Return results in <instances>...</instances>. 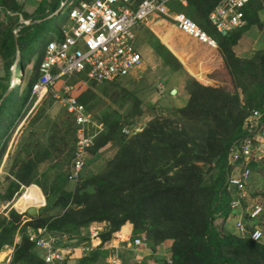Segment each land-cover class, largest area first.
I'll use <instances>...</instances> for the list:
<instances>
[{
	"label": "trees",
	"instance_id": "16d2710c",
	"mask_svg": "<svg viewBox=\"0 0 264 264\" xmlns=\"http://www.w3.org/2000/svg\"><path fill=\"white\" fill-rule=\"evenodd\" d=\"M62 1L39 0L28 11L24 0H0V69L4 72L0 77V160L16 129L44 115L45 99L35 111H30V89L38 77V65L49 40L38 54L36 49L48 17L59 12ZM218 1L169 3L172 12H183L215 39L216 48L205 44L215 63L207 73L209 83L187 77L183 86L185 104L166 110L167 115L151 117L140 131L129 135L121 131L123 127L133 130L143 113L134 91L117 82L124 77L96 83L84 74L73 75L80 79L72 82L77 86V99L87 109L92 111L95 99L102 97L112 105L110 111L95 115L103 127L87 154L94 155L108 144L115 145L113 153L101 171L80 181L68 180L75 129L67 112L66 119L52 123L51 134L40 140L35 136L32 144H24V155L17 157L12 171L14 180L10 183L14 188L7 187L0 200L12 199L21 185L35 186L45 205L33 216L11 209L0 217V251L4 246L13 247L7 264H41L40 253L28 240V228L62 233L53 236L56 244L76 247L88 242V228L93 222L105 223L99 234L101 244L81 255L75 264H104L108 254L101 247L119 230L120 239H125L129 228L123 225L127 223L132 225L130 238L143 235V245L152 252L145 260H152V264H264V242L224 228L233 212L230 202L237 194L236 188L227 186L233 166L228 152L248 133L244 123L251 110H259L264 120V47L244 56L237 55L234 47L251 26L264 27L259 18L264 0H249L243 7L246 24L225 34L216 31L207 19ZM20 19L28 23L23 24ZM148 43L164 65L172 70L182 69L162 44L152 40ZM15 60L18 83L5 94L10 86V66ZM29 63L30 75L25 80L23 69ZM84 80L86 87L82 90L80 82ZM124 109L125 117L130 118L126 121L117 115ZM63 154L66 169L59 160ZM51 158L56 161L53 169L57 171L49 179L45 173H38V168ZM248 166L252 173L264 166V158ZM254 203L264 208L257 200ZM63 239L70 243H60ZM161 242L168 245L170 257L156 261L153 256ZM9 252L8 247L1 251L0 261ZM129 254L123 258L126 262ZM135 264L151 263L137 260Z\"/></svg>",
	"mask_w": 264,
	"mask_h": 264
},
{
	"label": "built area",
	"instance_id": "2783aa9c",
	"mask_svg": "<svg viewBox=\"0 0 264 264\" xmlns=\"http://www.w3.org/2000/svg\"><path fill=\"white\" fill-rule=\"evenodd\" d=\"M172 0H83L68 11L67 25L61 31V38L49 40L44 55L38 65V77L32 83L30 99L40 101L48 92L70 115L75 129V147L68 180L78 181L87 157V149L101 130L95 114L77 99V86L69 81L74 74H84L87 80L101 83L127 77L142 63V55L134 45L135 33L141 28H149L163 20L172 24L189 37L216 48L213 37L201 29L183 12H172L168 3ZM185 5L186 0H178ZM249 0H219L209 12L207 19L216 31H226L244 26L246 20L243 7ZM62 4V2H61ZM60 4V7H61ZM60 10V8H59ZM84 83V81H82ZM139 127V128H137ZM122 128L125 135L140 131ZM244 128L248 133L228 152V160L233 163L227 177V186L237 189L230 202L233 216H236L234 230L239 236H248L259 242L262 229L259 219L264 208L247 200V183L251 176L249 164L264 158V120L262 113L251 110ZM139 129V130H138ZM96 130V131H95ZM92 223L88 228L89 240L76 247H62L44 228H28V240L40 253L41 264H68L71 254L78 251L87 255L97 246L93 240L99 239L104 225ZM114 234V233H113ZM115 237H118L116 235ZM105 242L104 244H106ZM159 243L158 246L162 245ZM143 244V235L126 238L125 249L138 248ZM110 255L104 264H124L117 246L105 248ZM70 256V257H69Z\"/></svg>",
	"mask_w": 264,
	"mask_h": 264
},
{
	"label": "rangeland",
	"instance_id": "374dc122",
	"mask_svg": "<svg viewBox=\"0 0 264 264\" xmlns=\"http://www.w3.org/2000/svg\"><path fill=\"white\" fill-rule=\"evenodd\" d=\"M24 1L25 8L28 11H31L39 0ZM80 1L83 0H63L59 12L57 14L53 13L48 17V21L45 23L44 29L41 32L40 38L38 40L39 42L36 49V54H38V52L43 48V44L47 40L54 39L55 37L57 39L61 38V31L68 23V20L66 18L68 11L73 5H76ZM259 18L261 19V21H264V11H261L259 13ZM168 22L172 23V21L170 20H168ZM150 26L153 29L154 26ZM161 31H164V29H162ZM166 32L168 31L166 30ZM151 35H154L153 32L146 27L141 28L135 33L134 45L138 46V50L144 58H142L141 66L138 69L134 70L127 77H124L123 79L117 81L120 86L134 91V93L140 99L143 113L138 118L136 124L140 126H142L145 121L155 115H167L166 110L173 108L174 106H183L185 104L186 97H175L174 100H172L170 90L172 88H175L177 85L181 86L182 81L190 76L189 73L194 75L193 77L191 76L192 78H195L202 83H209L210 81L207 77V73L214 67L215 63L214 58H211L210 52H208V48L205 46V44H203L204 46H201L198 41L193 40V38L191 39V37L189 38V36H187L179 29L170 30L167 37H160V40L158 41ZM243 35L245 36H243V38L238 41V43L234 47L235 53L248 55L251 54L255 49L264 47V27L262 25L251 26L245 31ZM148 36H150L152 39H150V37ZM146 38L148 39L146 40L145 45H143V40ZM166 38H168V41L166 40ZM149 40L155 41L157 43L160 42L163 46L167 45L168 48L173 51V54L176 56V58L183 63L182 69L172 70L167 65H164L160 57L157 56L155 51L149 46ZM167 42H169V44H173L174 46L177 45V50L186 48L185 57L179 52H175V50L171 46H169ZM16 60L10 66L9 84L12 87L14 85H17L18 83V77H16L15 75L16 70H14ZM30 65V63L27 64L23 69L25 80L30 75ZM3 74V70L0 69V77H3ZM14 77H16L17 79ZM78 79L79 77L72 76L69 81L73 82ZM80 84V89L83 90L86 87V80H84V83L80 82ZM44 99L46 100L44 115H42V117H40L35 122L28 121L21 129H19L18 127L7 143L6 150H4V153L0 160V195H3L7 187H10L11 189L14 188V185H11L10 183L14 180L12 171L14 170L17 157L20 155H24L23 152L25 151L21 149L24 144L26 142L32 144L31 140H33L35 136L39 140L44 139L46 136L51 134L53 130L50 129L52 123H56L61 121L62 119L67 118L66 111L53 97L52 92H48L47 95L38 102H36V100H34V102L32 101L30 111H35L42 104V101ZM98 99H95V105L92 109V112L97 115V117L100 116L102 112L110 111L112 108V105L109 104L110 102L107 98L102 97L100 100ZM127 107L128 106L126 105V108ZM125 113L126 111L124 109L117 114L122 117V121L130 119L125 117ZM97 124L101 126L100 129H102V122L97 120ZM112 147H115V145L108 144L101 148L94 155L87 154L84 167L80 173L79 179H83L85 176L101 171L105 166L106 160L111 156L113 152ZM64 158L65 155L63 154L61 157H59V160L61 161L63 169H66L67 164L64 163ZM54 160V158H51L49 160L41 162L38 168V173H45L46 176L51 179L55 171H57L53 169L54 165L56 164V161ZM29 187L21 185L19 186V188H17V192L16 194H14L12 199L8 201L3 199L0 200V217L7 215V213L11 209H14L18 213H23L30 206H36V208L39 209L40 207H43L45 205V199L43 201L40 190H38L35 186L34 188ZM246 191L247 200L250 205H252L254 201L257 200L264 206V166H258L251 173L249 182L247 183ZM52 211L55 210L53 209ZM233 214V212L230 213L228 219L224 223V228L230 232H235L233 223L236 220V216H233ZM259 226L262 229L261 241L264 242V214L259 219ZM119 235L120 234L118 233V236ZM110 242L111 246H117V250L119 251L121 258H124L127 253H130L129 258H127L129 260L125 262L124 259L125 264H135V254L125 250V242ZM146 247V245L142 247V249H144L143 252H147L149 254L150 249L148 250V248ZM10 248L13 249L12 246H10ZM145 253H141L140 257L143 258H140L141 260L138 261L152 264V260H145V258L147 257V254Z\"/></svg>",
	"mask_w": 264,
	"mask_h": 264
},
{
	"label": "crops",
	"instance_id": "0c3cea01",
	"mask_svg": "<svg viewBox=\"0 0 264 264\" xmlns=\"http://www.w3.org/2000/svg\"><path fill=\"white\" fill-rule=\"evenodd\" d=\"M180 3V2H179ZM181 4V3H180ZM185 4H186V2H185ZM181 5H183V4H181ZM170 9V8H169ZM154 27H153V29L151 28L150 30L153 32V34L154 35H151L154 39H156L157 41L158 40H160V37H167V35L169 34V31L170 30H172V29H176V27L172 24V23H169L168 22V20L167 21H165V20H163L162 22L160 21L159 23H154V24H152ZM162 29H164V31H161ZM166 30L168 31V32H166ZM177 30V29H176ZM188 36V35H187ZM245 36V35H244ZM148 37H150V36H148ZM190 38V37H189ZM148 38H146V39H144L143 40V45H145V43H146V40H147ZM150 39H152L151 37H150ZM192 39V38H191ZM166 40L168 41V38H166ZM193 40H195V39H193ZM195 41H197V40H195ZM168 44H169V42H167ZM198 43V42H197ZM158 44L159 45H161V43L160 42H158ZM149 46H150V44H149ZM169 46H171L174 50H175V52H179L180 54H182V55H184V57H185V53H186V48H183V49H178L177 50V45H173V44H169ZM177 46V47H176ZM201 46H204V45H202L201 44ZM151 47V46H150ZM175 47V48H174ZM137 48H138V46H137ZM152 48V47H151ZM162 48H164L166 51H168L180 64H181V66H182V62L181 61H179L177 58H176V56L173 54V51L171 50V49H169L168 48V46L167 45H165V46H163L162 45ZM153 49V48H152ZM154 50V49H153ZM209 51V50H208ZM237 54V53H236ZM237 55H239V56H244V55H246V54H244V55H242V54H237ZM142 58H144L143 57V55H142ZM15 70V69H14ZM188 73H189V71H188ZM190 74V76H188V77H193L194 75H192L191 73H189ZM186 79V78H185ZM184 79V80H185ZM80 80V79H79ZM184 80L182 81V83H181V86H179V85H177L176 87H175V89H176V91H177V94L175 95V94H173V95H171V98H172V100H174V98L175 97H181V96H185V91H184ZM80 82V81H79ZM173 89V88H172ZM113 148V150H114V147H112ZM112 150V151H113ZM113 153V152H112ZM94 223V222H93ZM95 223H97V222H95ZM99 224H101V225H104L105 226V223L104 222H102V223H99ZM123 226H125V227H127L128 226V235L126 236V238H130V236H131V232H132V225L131 224H129V223H127V224H125V225H123ZM122 226V227H123ZM233 228H234V223H233ZM121 229V228H120ZM120 231V230H119ZM119 231H117V232H115L114 234H113V238L111 239V241L113 242V243H123V242H125L126 241V238L125 239H120V237L118 236V237H115L116 235H118V232ZM61 242H63V243H65V242H68V243H70L69 241H66L65 239H63ZM93 243H94V246H97L98 245V243H100V239H98V240H93ZM111 246V242L109 241V242H107L106 244H103V246L101 247V249L103 250V251H105V253H107L108 255H110V251L109 250H106L105 248H108V247H110ZM144 245L142 244L140 247H138V248H134V249H132V248H128L126 251H129V252H132V253H134L135 254V258H136V261L137 260H140V258H143V257H140L141 256V253H145V252H143V250L144 249H142V247H143ZM9 248V254L7 255V257H6V259H4V260H2V261H0V263L1 262H5V263H2V264H6L7 262H8V260H9V258H10V255H11V252H12V249L10 248V246H4L2 249H1V251H3L4 249H6V248ZM158 251H157V253H155L154 254V256H153V259L154 260H156V261H160V260H164V259H169V257H170V250H169V247H168V245L166 244V243H162V245H160V246H157V248H156ZM148 250H149V248H148ZM0 251V252H1ZM118 251V250H117ZM91 253V252H90ZM118 253H119V251H118ZM152 252L150 251V253L149 254H151ZM89 254V253H88ZM145 254H147V256H149V254L146 252ZM81 255H80V253L78 252V251H74L72 254H71V260L70 259H68L69 260V262H68V264H75L76 262H77V260H78V258L80 257ZM119 256H120V253H119ZM70 257V256H69ZM121 257V256H120ZM123 259V258H122ZM124 261V260H123ZM126 262V261H125ZM103 263H104V260H103ZM125 264V263H124Z\"/></svg>",
	"mask_w": 264,
	"mask_h": 264
},
{
	"label": "water",
	"instance_id": "95a60500",
	"mask_svg": "<svg viewBox=\"0 0 264 264\" xmlns=\"http://www.w3.org/2000/svg\"><path fill=\"white\" fill-rule=\"evenodd\" d=\"M20 22H22L23 24H27V23H28V20L20 19ZM16 30H17V29H16ZM16 30L14 31L15 36H16ZM223 34H225V33H223ZM17 58H18V55L16 56V59H17ZM11 88H12V86H9L5 94L9 93V91H10ZM175 93H176V89H175V88H173V89L170 90V94H171V95H173V94H175ZM25 212H26L29 216H33V215L36 214V212H37V208H36V206H30V207H28V208L25 210ZM49 233H50L52 236H55V237H58V236H62V235H63L62 233H58V232H54V231H51V232H49Z\"/></svg>",
	"mask_w": 264,
	"mask_h": 264
},
{
	"label": "bare ground",
	"instance_id": "6f19581e",
	"mask_svg": "<svg viewBox=\"0 0 264 264\" xmlns=\"http://www.w3.org/2000/svg\"><path fill=\"white\" fill-rule=\"evenodd\" d=\"M14 78H16V77H14Z\"/></svg>",
	"mask_w": 264,
	"mask_h": 264
}]
</instances>
